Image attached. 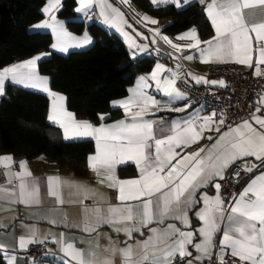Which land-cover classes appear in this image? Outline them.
<instances>
[{
	"label": "snow or ice",
	"instance_id": "obj_1",
	"mask_svg": "<svg viewBox=\"0 0 264 264\" xmlns=\"http://www.w3.org/2000/svg\"><path fill=\"white\" fill-rule=\"evenodd\" d=\"M151 2L154 6L175 4L181 9L193 0ZM198 2L204 6V13L214 30L210 39L201 40L198 30L193 27L175 38L184 43H174L160 28H155L149 29L151 43L162 40L174 50L166 53L173 60L199 59L201 63L216 65L235 63L254 68L256 77L264 76V0ZM76 3L78 6L74 11L82 13L85 19L92 18L90 12L93 7L97 8L96 18L125 37L129 48L136 49L131 53L134 57L148 50L147 44H137L125 30L131 25L125 14L109 0H76ZM120 3L129 4V0H120ZM61 8L62 0H46L41 11L48 18L33 27L50 29L55 41L51 48L60 52L88 45L91 41L87 33L83 37L74 36L66 30L64 21L57 19L56 14ZM136 15L138 24L158 23L146 14ZM140 35L142 33L136 32V36ZM185 49L190 50V54L183 55ZM155 51L159 53L160 49ZM44 55L48 54L0 68V96L5 94L6 81L47 93L51 100L47 120L62 130L63 139L91 138L95 141V152L87 157V166L99 185L115 192L116 203L87 181L48 175L47 196L54 198L57 206L78 204L80 213L71 222L66 212L60 220L46 216L39 219H48L50 224L66 229H78L96 239L69 238L65 232L38 238L39 229L35 224L22 222L20 226L25 233L15 238L11 249L0 243L2 264H18L20 260L38 264L36 258L18 253L28 251L32 245L44 244L50 236L60 254L49 251L44 255L52 256L55 264H116L117 257L119 264H176L177 257L179 264L186 258L187 264H264V170L254 175L238 194L234 192L230 199L221 195L220 182L213 183L225 179L238 183L242 172L247 175L254 169H264V91L256 94L257 99L252 102L255 110L249 118L228 124L227 130H224L226 115L216 111L201 115L203 105L186 117L168 122L149 119L150 115L160 111L182 112L189 108V104H184L183 108L173 106L175 101L187 97V93L177 87V82L187 83L188 76L197 85L227 86L223 79L208 80L204 75L192 72L182 74L179 63L173 69L157 62L150 73L136 78L134 85L127 89V97L111 102L113 107L123 110L124 118L97 126L88 120H77L64 106L65 97L50 90L48 78L39 75L37 70V62ZM153 88L166 99H156L151 94ZM108 118L107 114H99L101 121ZM250 121H254L256 127ZM206 131H214L215 136L205 137ZM202 138L211 143L195 151H186ZM128 162L135 164L138 175L121 179L117 167L126 166ZM17 163L19 171L14 170ZM237 164L232 176H226ZM0 177L4 178L0 183V201L29 208L42 206L39 180L28 169L26 159L17 162L11 154L0 155ZM207 188H214L216 194L209 196L206 191H200ZM85 200H91L92 204H85ZM201 202L203 207L195 212L201 226L184 230L191 224L189 212ZM59 210L60 207L49 209ZM169 220L179 221L183 229L175 223H167ZM153 224L157 226L152 227ZM105 226L114 233H123L124 241L113 240L109 233H101L100 229ZM142 229H147L148 235L134 240V234L143 235ZM221 232L217 244L216 236ZM101 236L107 243H101ZM78 243H86L87 247H77ZM189 247L195 249V256Z\"/></svg>",
	"mask_w": 264,
	"mask_h": 264
},
{
	"label": "trees",
	"instance_id": "obj_2",
	"mask_svg": "<svg viewBox=\"0 0 264 264\" xmlns=\"http://www.w3.org/2000/svg\"><path fill=\"white\" fill-rule=\"evenodd\" d=\"M45 2L0 0V68L50 51L52 36L31 28L43 19L41 9ZM135 2L154 16H170L171 22L164 27L169 35L191 26L203 38L212 34L204 6L199 2L181 9L152 6L148 0ZM75 8L76 0H64L57 15L70 31L87 32L93 44L67 54L51 53L39 62L38 73L48 75L51 89L66 95L68 108L77 118L99 122V114L107 113L110 118L105 120L116 119L121 112L111 108V101L125 96L136 76L149 71L157 56L134 58L119 36L99 23L86 24ZM48 105L46 94L8 84L0 99V152L28 159L43 157V162L85 176L93 141H65L61 129L47 120Z\"/></svg>",
	"mask_w": 264,
	"mask_h": 264
},
{
	"label": "crops",
	"instance_id": "obj_3",
	"mask_svg": "<svg viewBox=\"0 0 264 264\" xmlns=\"http://www.w3.org/2000/svg\"><path fill=\"white\" fill-rule=\"evenodd\" d=\"M63 1L64 0H62V3H63ZM148 1H149V3L152 6H154L152 4L151 0H148ZM182 2H183V0H181V3ZM193 2H198V0H193ZM109 3H111L115 7H118L125 14V19H127L128 23L131 25L130 28L126 27L125 30L130 33V35L135 39L136 43L140 44V45L147 44L149 46L148 50L146 52L137 53V55L135 57L132 54L131 55L134 58H137V57H140V56L154 55V54L157 56V59L154 61V63L152 65V67L150 68V70L147 71V72L141 73L138 76L150 73L157 62H159L161 64H164L166 66V68H173V69L175 68V65L177 63H179V64L182 65V67L179 70L182 74L183 73H187V72H192L193 74L204 75L206 77V79H208V80H214L209 75V69H210V66L212 64L201 63L199 61V59H194V60H191V61H187V60H183V59L173 60L168 55H166V53L173 52L174 50H172L162 40L158 39L156 44H152L151 43L152 32H150L149 29L160 28L161 31H162V34L168 36L170 39H173L174 43H184L183 41H177L175 38L178 36V34H181V33L185 32L188 29H191V28H193L195 26L188 27V28H186V29L174 34V35H169V34L164 32V27L171 22L172 18L170 16H164V17H161V18H159L157 16H154L149 11L139 7L136 4L135 0H129V4H122V3H120V0H109ZM45 4H46V2L42 6V8L45 6ZM167 5H172L173 7L176 8L175 4H167ZM77 6L78 5L76 3V7ZM160 6H166V5H160ZM137 13L146 14L147 16L156 19L158 21V23L157 24H152L150 22H144V23H139L138 24V23H136V20L139 19V17H137V15H136ZM97 14H98V9L95 8V7H93L92 11L90 12V16L92 17L90 19H85V17L83 16L82 13H77V15L81 19H83L86 24L92 23V22L99 23L102 26H104L106 29H108L109 31H111V32L115 33L117 36H119L121 38V40L124 42V44L126 45V47L129 49L130 53L136 51V49H130L129 48V44L126 42L125 37L123 35H121L120 32H118L114 28H110V27L104 25L101 22V20L97 19L96 18ZM47 18L48 17H46L45 14H44L43 19L40 20L39 22H41V21H43V20H45ZM57 19L64 21V19L59 18L58 15H57ZM39 22H37V23H39ZM37 23H35V24H37ZM209 23H210V21H209ZM35 24H33V25H35ZM33 25L31 27L32 30H39V31H42V32L49 33L52 36V43L55 42L54 41V37H53L50 29H42V28L41 29H37V28H34ZM210 26L212 28L211 23H210ZM64 27L66 28V30L68 32H70L72 35L77 36V37H83V35L85 33H87V32L74 33L72 31H70L66 27L65 21H64ZM136 32H140V33H142V35L136 36ZM87 35L90 37V41H91L88 45H85V46L80 47V48H70L69 51L66 52V53L65 52H60L58 49H53L50 46V51L43 52V53H47L48 55L42 56L41 60H39L37 62V68H38L39 62L42 61L43 59L49 57L51 55V53H53V52L60 53V54H67V53H69L70 51H73V50H82V49L88 48L89 46H91L93 44L94 40L88 33H87ZM198 35H199L201 40H208L214 35V30L212 28V34L209 37H206V38L201 37L199 32H198ZM52 43H51V45H52ZM156 48L160 49L159 53H157L155 51ZM43 53H40V54H43ZM40 54H37V55H40ZM187 54H190V50L185 49L183 55H187ZM175 55H182V54H175ZM34 56H36V55H34ZM31 57H33V56H31ZM31 57L26 58V59H30ZM26 59L15 61L13 63L21 62V61H24ZM13 63H11V64H13ZM11 64H9V65H11ZM9 65H7V66H9ZM229 65L234 66V67H236L238 69L244 70L246 72H250L252 74H253V71H254V68H248L246 66L235 64V63H230ZM39 75L48 78V87L50 88V90L52 92H54V93L62 94L65 97L64 106L66 107L67 111L74 113L73 111H71L68 108L66 95L51 89L50 77L48 75L40 74V73H39ZM138 76H136V78ZM136 78H135V80H136ZM135 80H134V82H135ZM187 81L189 83L197 85L191 79L190 76L187 77ZM134 82L129 87H132L134 85ZM11 83H12L11 81H6V86L8 84H11ZM198 86H204V85L200 84ZM177 87L179 88L178 85H177ZM29 89L47 95V93H45V92H43L41 90L31 89V88H29ZM179 89L181 91H183L181 88H179ZM183 92H185V91H183ZM151 94L154 95L155 98L158 99V100L166 99L162 94L157 93L154 88L151 90ZM128 95H129V93L127 92V94L125 96H122V97H119V98H115L112 101L125 98ZM1 98H2V96H0V99ZM50 103H51V100L49 98L48 111H49ZM184 104H189L190 106H189V108L185 109L182 112L165 110V111L157 112V113H155V115H150L148 118L149 119H154V120L163 119V121L168 122V121H171V120H174V119H177V118L186 117L191 111L201 108L199 105H197V104L192 102L191 97H190V95L188 93H187V97L184 100L175 101L173 106L176 107V108H183ZM111 108L115 109V110H119L121 112V116L116 118V119H111V120H104V121L100 120L99 122H92L90 120H88V121L92 122L94 125L99 126L102 122L105 123V124H110V123H113V122H115L117 120H120V119L124 118V112H123L122 109H119L118 107H113L112 104H111ZM210 113L211 112L203 110L201 115H208ZM104 114H107V113H104ZM75 118L77 120H85V119L77 118L76 114H75ZM240 121H242V120H240ZM240 121H237L235 123H239ZM250 122H252L253 126L256 127L254 121H250ZM232 124H234V123H232ZM224 130H227V127H225ZM209 135L215 136V132L214 131H206L205 132V137H207ZM62 137H63V132H62ZM88 139L92 140L91 138H88ZM92 141H93V151L91 153H89V154H94V152H95V141L94 140H92ZM210 143L211 142L208 139L202 138L196 144L191 145L189 148H187L186 151H188V152L195 151L197 148L205 147V146L209 145ZM3 154H11L13 156L14 160L17 161V162L20 161L21 159H26L27 164H28V169L31 171L33 176H35L39 180L40 190H41L42 206L29 208V207H25L23 205H10L6 201H0V225H4L3 227H0V243H3L4 245L8 246L9 249H11L12 246L16 242L15 238H17L21 234L25 233V229H23L20 226L22 222L24 224H28V225L35 224V226L39 229L38 238H42L45 234H49V233L58 235L61 232H65V233H67L69 238H71L72 236H78V237H82L85 241H87V240H93L94 241L96 239L95 236L89 237L86 233L82 234L78 229H66L62 225H53V224H50L48 222V219H57V220L62 219L65 212L67 213L69 221L71 222L73 219L78 218L79 213H80V206L78 204H76V205L65 204L63 206H57L56 203H55V199L52 198V197H48L47 196L46 178H47L48 175H57L58 174V175L63 176V177H71V178H73L75 180L87 181L90 185H92L93 187L97 188L100 192L105 193L111 199L112 203H116L115 192L113 190H111V189H108V188L102 186V185H99L97 183V180H96V177H95L94 173L88 168V166H87L86 175L85 176H78V175L74 174L72 171H70L68 169H65V168L60 169V168L55 167V166H53V165H51L49 163L43 162L40 159H28V158H26L24 156H16V155H14L12 153L0 152V155H3ZM89 154H88V156H89ZM249 159L253 163H256L254 158H249ZM14 170L15 171H19L18 163L15 166ZM256 174H259V172L251 173V174H249L248 176H246L244 178V180L242 181L241 186H240V191L248 183V181ZM117 175L121 179H127V178L136 177L138 175V172H137L135 164L132 163V162H128L126 164V166H118L117 167ZM216 182H220L221 183V181H213V183H216ZM7 187L11 188V187H13V185H7ZM200 191H206L209 196H214L216 194V191H215L214 188L201 189ZM67 198H68L67 194L65 193V199H67ZM85 204L91 205L92 201L91 200H85ZM56 207H60V210L59 211H49V209H53V208H56ZM200 207H203L202 202L196 208H194L191 212H189V218L191 220V224H190V227L188 229H184V230H195L196 228L201 226V222L198 219L195 218V212L198 211ZM8 209H10V210H8ZM40 216H46V217H48V219L40 220L39 219ZM13 217H15V219H13ZM167 223H175L177 225V227H181L183 229V225H181L179 221L169 220V221H167ZM156 226L157 225H155V224L152 225V227H156ZM164 226H166V225H164ZM100 232L101 233H109L113 240L124 241V239H125L123 233H120V234L114 233L107 226L101 228ZM142 232H143V235H141L139 233L134 234V240L143 239V238H145L148 235L147 229H142ZM221 236H222V232L217 234L216 239H217V237L220 239ZM196 239L197 240L199 239L198 233L196 234ZM100 240H101L102 244L107 243V240L103 236H101ZM45 242L49 243L48 250L51 253H55L56 255L60 254L59 250H58V246H57L56 243H54L52 241L51 236ZM77 247L86 248L87 244L86 243H78ZM189 251H191L193 253V256L196 255L195 249L189 247ZM51 258H52L51 262L38 261V264H55L54 258L52 256H51ZM116 264H119V257H117V259H116ZM183 264H187V258L184 260Z\"/></svg>",
	"mask_w": 264,
	"mask_h": 264
},
{
	"label": "built area",
	"instance_id": "obj_4",
	"mask_svg": "<svg viewBox=\"0 0 264 264\" xmlns=\"http://www.w3.org/2000/svg\"><path fill=\"white\" fill-rule=\"evenodd\" d=\"M209 75L217 81L223 79L227 86H198L189 82L184 83L183 81H178L177 85L190 95L193 103L200 107L203 105L205 111L223 112L227 118L224 128L227 127L228 124L249 118V114L255 110V105L252 102L257 99L256 94L264 91V76L256 77L250 72L238 69L229 64H212L209 69ZM238 166L237 164L229 169L226 176L231 177L232 173L235 171V167ZM261 170L263 169H254L253 173L260 172ZM248 175L249 174L246 175L242 172L238 183L234 182L232 179L221 181V195L230 199L234 192L238 194L242 181ZM3 181L4 178L0 177V183H3ZM216 243H219L218 237ZM48 248V242L36 244L30 246L28 251L18 253V255L33 257L41 262H51V256L44 255V253L49 252ZM18 264H26V262L20 260ZM176 264H179V257L176 258ZM205 264H207V262H205Z\"/></svg>",
	"mask_w": 264,
	"mask_h": 264
}]
</instances>
